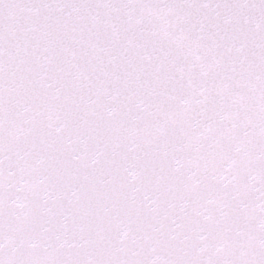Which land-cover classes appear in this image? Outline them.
Wrapping results in <instances>:
<instances>
[{"label": "snow or ice", "instance_id": "obj_1", "mask_svg": "<svg viewBox=\"0 0 264 264\" xmlns=\"http://www.w3.org/2000/svg\"><path fill=\"white\" fill-rule=\"evenodd\" d=\"M0 264H264V0H0Z\"/></svg>", "mask_w": 264, "mask_h": 264}]
</instances>
